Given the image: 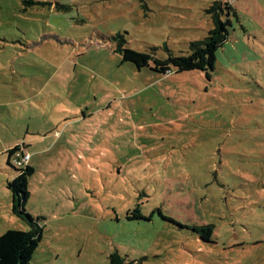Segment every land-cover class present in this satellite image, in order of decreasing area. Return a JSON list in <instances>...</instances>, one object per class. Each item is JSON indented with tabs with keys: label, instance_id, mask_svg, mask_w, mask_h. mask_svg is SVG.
<instances>
[{
	"label": "rangeland",
	"instance_id": "1",
	"mask_svg": "<svg viewBox=\"0 0 264 264\" xmlns=\"http://www.w3.org/2000/svg\"><path fill=\"white\" fill-rule=\"evenodd\" d=\"M0 0V235L8 164L32 154L28 212L44 228L30 264H264V0ZM230 2L231 40L211 80L122 61L111 37L187 54ZM25 145H29L27 148ZM141 204L150 222L129 221ZM213 225V242L159 214Z\"/></svg>",
	"mask_w": 264,
	"mask_h": 264
},
{
	"label": "trees",
	"instance_id": "2",
	"mask_svg": "<svg viewBox=\"0 0 264 264\" xmlns=\"http://www.w3.org/2000/svg\"><path fill=\"white\" fill-rule=\"evenodd\" d=\"M30 2L37 3L34 0ZM207 13L210 14L214 26L204 39L189 43L187 54H174L167 49L168 56L163 58L155 54L156 48L144 52L126 47L125 35L121 33L112 36L111 41L116 43L115 52L121 55L122 61L131 62L138 69L150 67L153 71L164 75L174 71L178 73L200 70L205 73L207 79L211 80L218 55L232 36L233 19H239V15L230 2L220 1L214 2L207 9ZM21 146L18 144L7 150L8 164L19 172L12 181L8 182L7 188L12 193L11 213L22 219L29 226V230L9 229L0 235V264H30L43 237L44 228L39 224L41 217L34 216L25 208L30 197L29 180L36 172V166L31 163V160L22 166L13 162L18 152L23 153ZM25 146L29 147V145ZM158 212L164 220L191 229L205 242H213V225L181 223L174 218L164 216L161 210ZM126 217L129 221L150 222L152 220V214L145 215L139 203L128 211ZM109 264H132V262L115 250L109 255Z\"/></svg>",
	"mask_w": 264,
	"mask_h": 264
},
{
	"label": "built area",
	"instance_id": "3",
	"mask_svg": "<svg viewBox=\"0 0 264 264\" xmlns=\"http://www.w3.org/2000/svg\"><path fill=\"white\" fill-rule=\"evenodd\" d=\"M21 152H18L13 159V162L22 166L23 164H27L31 160L32 154L29 151H25L21 148Z\"/></svg>",
	"mask_w": 264,
	"mask_h": 264
},
{
	"label": "crops",
	"instance_id": "4",
	"mask_svg": "<svg viewBox=\"0 0 264 264\" xmlns=\"http://www.w3.org/2000/svg\"><path fill=\"white\" fill-rule=\"evenodd\" d=\"M230 40H231V38H230ZM230 40H229V41H230ZM229 41H228V42H229ZM227 45H228V43L225 45V47H226ZM225 47H224V48H225ZM220 52H221V51H220Z\"/></svg>",
	"mask_w": 264,
	"mask_h": 264
}]
</instances>
